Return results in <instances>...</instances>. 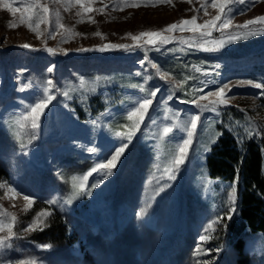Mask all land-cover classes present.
<instances>
[{
    "label": "rangeland",
    "instance_id": "1",
    "mask_svg": "<svg viewBox=\"0 0 264 264\" xmlns=\"http://www.w3.org/2000/svg\"><path fill=\"white\" fill-rule=\"evenodd\" d=\"M9 2L13 7H22L19 0ZM41 3L51 9L52 24H39L43 33L39 37L27 23H21L20 12L13 16L0 3V166L3 168L0 183L6 185L0 188V209L16 214L13 230L19 232L36 213L46 209L34 213L29 212L30 207L25 211L24 195L31 194L34 201L42 203L55 199L60 207L63 205L61 208L69 211L84 198L85 211L97 217L98 222L90 226L73 217L78 238L69 247L41 249L37 245L45 244L33 241L30 239L32 232L28 233L21 239H14L12 249L0 253V261L9 259L13 264L18 261H35V264H199L201 260H210L212 264H264V235L248 228L241 233L240 238H243L238 248V233L227 238L226 229L214 225L216 231L210 232L209 240L203 244L205 249L213 251L206 256L194 254L200 244L198 236L202 226L225 210L229 186L233 184V181L210 176L207 167L210 151L206 152L205 148L211 149L210 141L213 138L217 141L224 127L242 142L251 137L262 140L264 155V95H259L261 89L236 83L264 80V35L235 40L218 51L188 48L181 41L197 39L199 34L180 31L179 28L188 26L179 25V21L190 20L193 16L197 24L211 20L218 11L208 6V15H205L202 5H206L207 0L140 2L139 7L124 6L123 0H85V7H91V12H84V8L70 0H41ZM229 7L233 9V26L264 16V0L252 4L246 0L245 4L233 3ZM242 9L245 11L240 14ZM9 22L17 27L9 28ZM173 23L178 24V28L171 33L165 32L175 38L165 46L172 51H157L151 46L131 52L98 50L109 44L134 45L136 42L128 33L161 31ZM56 24H63L65 28L50 38L48 33ZM250 27L257 30L259 25ZM229 30L232 29L226 31ZM97 32L101 35H95ZM223 36L222 32L214 31L208 39L215 41ZM22 44L32 48L20 47ZM46 47L54 49L55 54L45 51ZM78 48L92 50L77 51ZM142 61H146L143 66ZM152 64L169 72L170 79L167 82L161 79ZM51 65H55V69L49 74L46 69ZM192 66L211 70L213 74L204 77ZM137 72L141 75L137 76ZM146 76L151 79H145ZM81 77L85 80L83 86ZM48 78L55 85V99L45 108L39 136L32 140L30 151L24 154L20 143L28 142L30 127L23 117L28 114L27 106L42 95ZM203 80H207V84L201 88ZM177 82L179 87L173 92V99L162 104L169 95L170 85ZM223 84L229 85L225 89L226 98L233 97L229 106L221 107L218 113L203 112L192 150L185 164L180 166L176 179L169 182L164 169L169 166L176 144L181 137L186 138V133L174 129L173 133L162 137L163 128L174 122L177 110L181 120L183 114L198 111L194 104L181 101L191 100L193 95H207ZM157 87L160 91L116 163L114 175L94 188L91 196H80L71 205L64 203L72 192V177L84 175L94 163L107 162L105 157L110 158L117 146L115 133L131 130L132 121L126 119L127 113L148 91ZM63 91H68L71 99L65 98ZM93 98L106 103L98 112L89 108ZM212 99L215 97L208 98ZM208 100L200 103L206 104ZM72 101L85 108L86 118L74 116L69 108ZM18 121L25 126L20 127ZM249 131H259L261 135L249 137ZM92 147L97 148V153L88 151ZM96 175L92 173L86 184L90 186ZM53 181H58L59 186H53ZM161 185H165L164 191L150 200ZM13 187L19 195L8 190ZM149 200L147 213L141 217L139 212ZM233 217L237 221V214ZM218 247L222 250L214 251Z\"/></svg>",
    "mask_w": 264,
    "mask_h": 264
},
{
    "label": "snow or ice",
    "instance_id": "2",
    "mask_svg": "<svg viewBox=\"0 0 264 264\" xmlns=\"http://www.w3.org/2000/svg\"><path fill=\"white\" fill-rule=\"evenodd\" d=\"M71 3H75L84 8V12H91L93 9L91 7H85V0H70ZM140 2L145 3H171V0H123L124 6H135L139 7ZM253 2H259V0H247L248 4H252ZM0 3H3V6L7 8L9 12L12 13L13 16L16 15L17 12L21 13V23H27L29 29L34 32L37 37L43 35V33L39 29V24L47 23L49 25L52 24L50 19L51 9L46 5L42 4L41 0H19V4L22 7H13L12 3L9 0H0ZM238 3L245 4L246 0H207L206 5H202L203 11L205 15H208L207 7L216 8L218 14L214 16L211 20L204 21L203 24H197V18L193 16L190 20H181L179 21V25L188 26L186 29L181 27L180 31H190L193 33H198L199 36L197 39L193 40H182L181 42L186 45L188 48H195L199 51H218L220 48L224 47L227 43L233 42L235 40L240 39H248L253 35H264V16H257L252 20L246 21L242 25H232L231 20L233 19L232 12L233 9L229 7L230 4ZM115 7V5H114ZM227 7V11L225 8ZM250 10V9H248ZM97 11H103V9H97ZM199 11V10H197ZM245 10H241L240 14H243ZM81 15V13H78ZM94 22V21H93ZM259 25L257 30H253V27ZM9 28L17 27L16 24L9 22L7 25ZM65 26L63 24H56L55 27L51 28L49 31V37L54 38L55 33L59 29H64ZM178 28V24L173 23L167 25L161 31H142L137 35H133L132 33H128L127 35L131 37L132 41L136 42L134 45L128 44H109L103 47H100L99 51H108V50H119L123 49L125 51H135L136 48H141L147 50L150 46L156 48L157 51L164 49L166 51H172L171 49H165V46L172 43L174 41V37L171 35H165V32L171 33L173 30ZM232 29L226 31L228 29ZM222 32L224 36L219 40H209L208 38L212 36V33ZM95 35H101V33L97 32ZM23 48H32L29 44L19 45ZM37 50V49H33ZM45 51L55 54V50L52 48H45ZM92 49L87 48H78L77 51H90ZM65 54H67L65 52ZM143 66L146 61L140 62ZM152 67L156 69L159 77L166 82L170 79V74L167 71L161 70L157 67L156 64H152ZM195 71L201 72L204 77H208L212 75L211 70H203L201 68H197L196 66H192ZM216 68L219 65L215 66ZM55 69V65H51L46 69V72L51 74ZM137 76L141 75L140 72L136 73ZM99 79V78H97ZM145 79H151V77L146 76ZM185 79H194L192 77H185ZM31 81H29V84ZM81 86L85 84V80L83 77L80 78ZM238 85H251L257 89H261V93L259 95H264V80L259 82H254L253 80H241L236 82ZM207 84V80H203L200 82L201 88ZM179 87V82L170 85L169 95L165 98V101L161 103L164 104L166 101H170L173 99V92ZM55 85L51 78H48L45 81V85L43 88V93L36 99V101L27 106L28 114L23 117L24 121L29 122L30 127V135L27 143H20V150L24 154H27L30 151L29 145L32 140L36 139L39 136L40 130V120L41 116L44 113L47 105L55 99V93L53 89ZM229 88L228 84H223L216 91H210L207 95L199 94L193 95L191 100L181 101L186 103H192L196 106L198 111L193 114H183V120L180 119L181 113L177 110L174 113L175 120L174 122H170L169 126H165L162 130L161 136H168L170 133H173L174 129L180 132L186 133V138L181 137L180 142L176 144L175 153L169 161V166L164 169V173L166 175V179L170 182L176 179L177 173L179 172L180 166L184 165L190 150H192V144L194 141V137L196 135V130L198 127H201L200 121L201 116L205 110L211 111L213 113H218L221 107H228L229 100L233 97H227L225 94V89ZM21 90H24L23 88ZM143 86H141V91H143ZM160 91V88L157 87L148 91L147 95L143 96L140 101L137 102V106L134 107L127 113L126 119L128 121H132L130 125V131H126L123 133L117 132L115 133L117 137V146L113 149L110 158L105 157L106 163H94V166L90 171L85 173L82 176H73L72 177V192L68 196V198L64 201L67 205H71L73 201L80 196H91L92 190L96 187H99L100 184L104 183L108 178L114 175L113 169L116 166V163L119 161L121 155L125 152V149L128 148L129 144L133 139L134 133L139 129L141 122L144 119L145 113L148 111L149 106L152 105L153 99L156 97L157 93ZM192 91L195 93L196 89L193 88ZM62 95L65 98L71 99V96L68 91H63ZM209 97H215V99L208 100ZM208 100V103L202 104L201 101ZM135 118V119H134ZM93 123H98V121H93ZM238 123V122H237ZM20 127H24L23 123L18 121ZM125 127H129L125 125ZM222 133H219L220 135ZM19 135V134H18ZM253 135H261L259 131H249L248 136L251 137ZM240 139V138H238ZM216 139L213 138L210 141V144H214ZM242 142V139H241ZM210 147L205 148V151H210ZM88 151L92 153H97V148L92 147L88 149ZM92 173H97L96 177L93 179L92 184L89 186L86 184L87 179ZM80 181V183H77ZM239 182V170H237V176L233 181V184L230 185V192L228 195L227 206L222 213L217 214L214 218L210 219L207 222L206 226H202V233L198 236V240L200 244L194 250L195 256L199 257L201 255H208L213 249H205L203 244L209 240V233L215 232V226L227 228V224L224 223L225 220H231L233 215L237 214V184ZM170 186V185H169ZM6 187L5 184L0 183V188ZM165 185H161L158 189H156L153 196L150 198L154 199L155 195L159 194V192L164 191ZM10 192L19 195L20 192H17V188H9ZM22 192L23 189H20ZM25 204V211H27L33 204L34 199L31 194H27L23 196ZM150 200L145 203V206L139 212V215L143 217L146 215L148 207L150 206ZM49 205H56L57 200L50 199L47 202ZM63 207V205H61ZM52 215V212L45 209L41 210L33 217L31 222H29L23 229H20L19 232L14 231V226L17 223V217L15 213H7L3 212L0 209V233H4L0 235V253H6L7 250L12 249L14 239H21L24 235L35 232V231H44L46 227L49 226L48 218ZM37 247L41 249H50L51 245H37ZM222 249L219 247L214 249L216 252H220ZM0 264H13V262L9 259H5L0 261ZM17 264H35V261L25 262L18 261ZM199 264H212L210 260H201Z\"/></svg>",
    "mask_w": 264,
    "mask_h": 264
},
{
    "label": "trees",
    "instance_id": "3",
    "mask_svg": "<svg viewBox=\"0 0 264 264\" xmlns=\"http://www.w3.org/2000/svg\"><path fill=\"white\" fill-rule=\"evenodd\" d=\"M100 98H93L89 103L90 110L98 112L105 106ZM70 111L78 119L86 118V110L78 103H70ZM217 141L212 145L207 156V167L211 177H220L224 180L234 181L239 170L237 184V221L233 217L227 224V238L233 233H238L236 242L241 247L240 235L248 228L251 232H260L264 235V155L262 140L248 138L241 142L228 128H221ZM3 168L0 166V173ZM53 178H57L53 176ZM56 187L58 181H53ZM86 200L77 204L73 211L61 208L58 204L49 205L35 200L29 212L46 208L52 212L48 218L49 226L44 231H35L30 234V239L51 246L69 247L78 238V229L73 222L82 219L90 226L98 222V218L88 214L84 207ZM24 220V218H23ZM102 232V229L100 228Z\"/></svg>",
    "mask_w": 264,
    "mask_h": 264
}]
</instances>
